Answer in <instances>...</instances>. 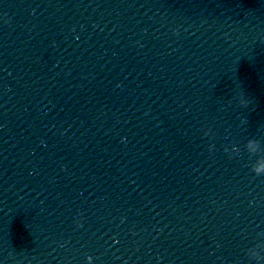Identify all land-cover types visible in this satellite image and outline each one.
I'll return each mask as SVG.
<instances>
[{"label": "water", "instance_id": "95a60500", "mask_svg": "<svg viewBox=\"0 0 264 264\" xmlns=\"http://www.w3.org/2000/svg\"><path fill=\"white\" fill-rule=\"evenodd\" d=\"M257 161L264 0H0V264H255Z\"/></svg>", "mask_w": 264, "mask_h": 264}, {"label": "clouds", "instance_id": "9594fccd", "mask_svg": "<svg viewBox=\"0 0 264 264\" xmlns=\"http://www.w3.org/2000/svg\"><path fill=\"white\" fill-rule=\"evenodd\" d=\"M244 94V93H242ZM246 96V94H244ZM250 102V101H249ZM259 141H249V144H257L259 145ZM252 171L257 175L261 176L264 175V164H260L257 161V165L252 169ZM260 247V243H257L254 248H251L247 251V257L250 261H254L255 264H260L261 260H264V257H261L257 249Z\"/></svg>", "mask_w": 264, "mask_h": 264}]
</instances>
